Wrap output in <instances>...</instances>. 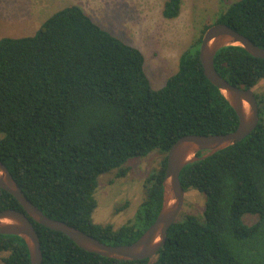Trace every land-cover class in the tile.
Wrapping results in <instances>:
<instances>
[{"label": "trees", "instance_id": "obj_1", "mask_svg": "<svg viewBox=\"0 0 264 264\" xmlns=\"http://www.w3.org/2000/svg\"><path fill=\"white\" fill-rule=\"evenodd\" d=\"M180 4L165 0L162 15L176 17ZM216 22L264 47V0H235ZM202 34L156 89L144 72L142 51L102 28L76 4L54 12L33 35L0 38V160L30 201L107 244L136 240L160 209L171 144L188 133H226L238 123L235 110L203 73L198 56ZM214 67L243 88L264 78V58L239 45L221 47ZM255 95L256 127L181 169L183 189L204 195L203 215L179 214L155 257H104L31 219L43 264H264V91ZM153 150L162 158L145 178L133 219L118 228L95 223L98 176L112 170L123 175L128 160ZM5 208L23 211L0 188V209ZM244 215L256 219L248 223ZM0 259L30 264L24 240L0 233Z\"/></svg>", "mask_w": 264, "mask_h": 264}, {"label": "rangeland", "instance_id": "obj_2", "mask_svg": "<svg viewBox=\"0 0 264 264\" xmlns=\"http://www.w3.org/2000/svg\"><path fill=\"white\" fill-rule=\"evenodd\" d=\"M233 1L181 0L179 14L166 18L162 15L165 0H0V38L33 35L54 12L76 4L102 28L142 51L144 72L156 89L176 72L180 54ZM253 90L264 91V78ZM161 158L162 153L153 150L146 156L128 160L123 175H118L117 170L99 175L93 221L118 228L133 219L144 197L145 178L158 168ZM203 210L204 195L192 188L185 191L181 213L201 217ZM255 219L256 215H244L248 223ZM0 264H4L1 259Z\"/></svg>", "mask_w": 264, "mask_h": 264}, {"label": "water", "instance_id": "obj_3", "mask_svg": "<svg viewBox=\"0 0 264 264\" xmlns=\"http://www.w3.org/2000/svg\"><path fill=\"white\" fill-rule=\"evenodd\" d=\"M227 45H239L249 54L264 58V47L223 22H216L204 31L199 45V59L205 77L225 96L235 110L238 123L226 133H188L175 140L168 149L162 202L155 219L131 243L107 244L59 219L46 215L24 194L4 163L0 160V188L12 194L23 208L0 209V233L20 236L28 249L30 264H43L39 235L31 219L49 229L67 235L77 246L88 252L118 260L153 258L164 245L167 231L181 213L185 190L181 186V169L199 158L234 144L248 135L258 124V102L252 88L231 84L214 67L216 52ZM202 152L201 155H197Z\"/></svg>", "mask_w": 264, "mask_h": 264}]
</instances>
